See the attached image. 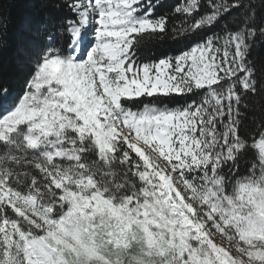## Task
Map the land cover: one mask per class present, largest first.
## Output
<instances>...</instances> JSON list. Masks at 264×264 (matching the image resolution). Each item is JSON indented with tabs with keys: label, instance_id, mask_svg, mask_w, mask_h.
I'll return each mask as SVG.
<instances>
[{
	"label": "snow or ice",
	"instance_id": "6c2138e0",
	"mask_svg": "<svg viewBox=\"0 0 264 264\" xmlns=\"http://www.w3.org/2000/svg\"><path fill=\"white\" fill-rule=\"evenodd\" d=\"M25 2L13 36L0 0V264H264V0Z\"/></svg>",
	"mask_w": 264,
	"mask_h": 264
},
{
	"label": "trees",
	"instance_id": "16d2710c",
	"mask_svg": "<svg viewBox=\"0 0 264 264\" xmlns=\"http://www.w3.org/2000/svg\"><path fill=\"white\" fill-rule=\"evenodd\" d=\"M157 2L163 3L165 6L159 11L166 12L176 2V0H162L161 2ZM8 11L11 13L9 31L13 36H15L21 24L28 19V5L25 0H11L10 4H5V12L7 13ZM179 47H182V45H177L171 39L164 38L160 41L146 43L142 55L152 56L155 58L162 54H175V50Z\"/></svg>",
	"mask_w": 264,
	"mask_h": 264
},
{
	"label": "rangeland",
	"instance_id": "374dc122",
	"mask_svg": "<svg viewBox=\"0 0 264 264\" xmlns=\"http://www.w3.org/2000/svg\"><path fill=\"white\" fill-rule=\"evenodd\" d=\"M157 1H160L161 2L162 0H157Z\"/></svg>",
	"mask_w": 264,
	"mask_h": 264
}]
</instances>
